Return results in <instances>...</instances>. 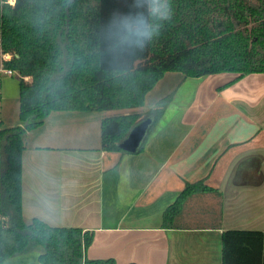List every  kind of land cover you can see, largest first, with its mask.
Segmentation results:
<instances>
[{"label": "crops", "instance_id": "obj_1", "mask_svg": "<svg viewBox=\"0 0 264 264\" xmlns=\"http://www.w3.org/2000/svg\"><path fill=\"white\" fill-rule=\"evenodd\" d=\"M232 79L166 74L159 83L172 85L170 99L139 153L100 149L101 120L129 111L51 113L24 136V220L92 232L91 260L221 264L224 231L264 233V113L255 114L264 105V74ZM13 99L14 110L3 111ZM18 106V91L13 97L0 80V130L20 126ZM154 108L145 100L138 112ZM200 180L213 191L192 196L165 228V209ZM37 257L3 264H40Z\"/></svg>", "mask_w": 264, "mask_h": 264}, {"label": "trees", "instance_id": "obj_2", "mask_svg": "<svg viewBox=\"0 0 264 264\" xmlns=\"http://www.w3.org/2000/svg\"><path fill=\"white\" fill-rule=\"evenodd\" d=\"M9 1L0 0V49L13 56L4 67L18 75L20 126L0 130V217L7 218V227L0 226V264L33 251L40 264H117L86 258L92 232L24 220L26 132L54 112L129 111L101 120L100 149L126 154L120 145L149 119L132 153L141 152L170 96L146 113L138 109L166 74L229 75V84L264 74V0H169L171 18L159 34L116 58L105 53L101 34L113 14L144 11L134 0ZM211 191L205 180L186 183L163 212V226L174 227L187 200ZM221 264H264V233L224 231Z\"/></svg>", "mask_w": 264, "mask_h": 264}, {"label": "clouds", "instance_id": "obj_3", "mask_svg": "<svg viewBox=\"0 0 264 264\" xmlns=\"http://www.w3.org/2000/svg\"><path fill=\"white\" fill-rule=\"evenodd\" d=\"M133 7L144 11L115 13L102 31L104 51L114 58L143 49L171 18L169 0H134Z\"/></svg>", "mask_w": 264, "mask_h": 264}, {"label": "rangeland", "instance_id": "obj_4", "mask_svg": "<svg viewBox=\"0 0 264 264\" xmlns=\"http://www.w3.org/2000/svg\"><path fill=\"white\" fill-rule=\"evenodd\" d=\"M5 77H7V76L1 74L0 75V80H2V83H3L4 87L7 86V88L12 91V96L14 97L16 92L18 91V77H15V76H13L12 78H5ZM186 83H188L187 86L190 85V88H193V85H195L197 82L194 81V80H190V81H188ZM172 90H173L172 85L168 84L167 82H165V83H161L160 82L157 85V87L154 89V92L150 93L147 96L146 108L147 107H149V108L157 107L158 103L162 99L169 98V96L172 93ZM186 92H188V91H186ZM12 102L14 104V102H15L14 99H13V101L9 100L7 102V106L3 108V111L11 112L12 110H14V108L11 109L12 108V106H11ZM15 110H16V106H15ZM258 112L261 113V115H262V113H264V105H262L259 108H257V111L255 112V114H259ZM92 115H99V113H95L94 112V114H92Z\"/></svg>", "mask_w": 264, "mask_h": 264}, {"label": "water", "instance_id": "obj_5", "mask_svg": "<svg viewBox=\"0 0 264 264\" xmlns=\"http://www.w3.org/2000/svg\"><path fill=\"white\" fill-rule=\"evenodd\" d=\"M150 122L148 119L136 126L128 138L120 145V148L125 152H134Z\"/></svg>", "mask_w": 264, "mask_h": 264}, {"label": "built area", "instance_id": "obj_6", "mask_svg": "<svg viewBox=\"0 0 264 264\" xmlns=\"http://www.w3.org/2000/svg\"><path fill=\"white\" fill-rule=\"evenodd\" d=\"M10 4H13V1H9ZM12 55L10 54H6V53H3L0 49V75L3 74L7 77H18V75L16 74V72H14L13 70H10V69H6L4 67V64L6 62H9L11 59H12ZM0 226L2 229H5L7 227V218L2 216L0 217Z\"/></svg>", "mask_w": 264, "mask_h": 264}]
</instances>
